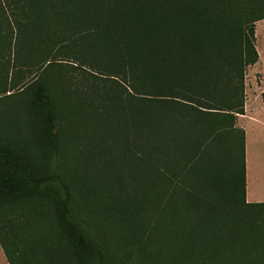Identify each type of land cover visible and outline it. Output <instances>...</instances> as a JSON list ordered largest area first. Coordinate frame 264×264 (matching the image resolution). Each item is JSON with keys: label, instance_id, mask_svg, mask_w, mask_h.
<instances>
[{"label": "trees", "instance_id": "1", "mask_svg": "<svg viewBox=\"0 0 264 264\" xmlns=\"http://www.w3.org/2000/svg\"><path fill=\"white\" fill-rule=\"evenodd\" d=\"M261 20L264 0H0L8 263L264 264L238 126Z\"/></svg>", "mask_w": 264, "mask_h": 264}, {"label": "crops", "instance_id": "2", "mask_svg": "<svg viewBox=\"0 0 264 264\" xmlns=\"http://www.w3.org/2000/svg\"><path fill=\"white\" fill-rule=\"evenodd\" d=\"M261 21L264 22V20ZM256 48L259 53V60L256 64L252 65V67L260 65L262 55H264V45H256ZM258 97H260V94ZM262 110L263 113L264 103L262 105ZM244 119H247L249 124L241 125V121ZM238 120L239 124L245 131L246 199L251 203L264 202V153L261 152L260 149H253L255 144H264V113L262 116L258 113L249 115V99L246 98L245 114L240 115ZM1 251L3 250L0 246V257L2 258ZM3 255L5 256L4 252ZM4 262V264H9L7 258Z\"/></svg>", "mask_w": 264, "mask_h": 264}, {"label": "rangeland", "instance_id": "3", "mask_svg": "<svg viewBox=\"0 0 264 264\" xmlns=\"http://www.w3.org/2000/svg\"><path fill=\"white\" fill-rule=\"evenodd\" d=\"M264 22L258 21L256 22V45H264ZM66 69L70 70V64L72 62L70 61H64ZM259 70V71H258ZM77 72V71H76ZM262 72V73H261ZM245 90H246V98L249 99V115H252L254 113H258L260 116L263 115L262 113V93L264 91V55H262L261 64L258 66H249L246 70L245 75ZM260 94V97L258 95ZM249 124L247 122V119H244L241 121V125ZM239 124L238 120V126L242 128ZM254 150L260 149L261 152L264 153V144H255L253 147ZM0 257V264H4V260L6 261L5 256L3 255V251H1ZM3 259V260H2ZM3 261V263H2Z\"/></svg>", "mask_w": 264, "mask_h": 264}]
</instances>
